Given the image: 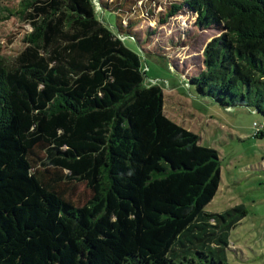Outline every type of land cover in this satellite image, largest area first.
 Segmentation results:
<instances>
[{
	"label": "trees",
	"instance_id": "1",
	"mask_svg": "<svg viewBox=\"0 0 264 264\" xmlns=\"http://www.w3.org/2000/svg\"><path fill=\"white\" fill-rule=\"evenodd\" d=\"M181 2L170 13L221 30L190 86L264 117V0ZM95 8L22 0L27 45L14 63L0 54V264H229L244 207L204 210L217 149L163 113L161 86ZM81 181L92 196L76 205L65 184Z\"/></svg>",
	"mask_w": 264,
	"mask_h": 264
},
{
	"label": "rangeland",
	"instance_id": "2",
	"mask_svg": "<svg viewBox=\"0 0 264 264\" xmlns=\"http://www.w3.org/2000/svg\"><path fill=\"white\" fill-rule=\"evenodd\" d=\"M21 1L0 0V54L9 63L25 48L24 37L32 29L29 20L17 12ZM94 3L100 20L138 52L143 83L161 86L163 113L196 133L199 144L217 149L221 181L204 210L221 213L236 205L244 207L240 221L228 232L227 262L264 264V117L245 105L221 106L212 97L197 94L189 84V78L204 69L206 43L221 30L200 27L186 5L170 13L181 0ZM65 187L66 196L76 205L92 196L85 182Z\"/></svg>",
	"mask_w": 264,
	"mask_h": 264
},
{
	"label": "crops",
	"instance_id": "3",
	"mask_svg": "<svg viewBox=\"0 0 264 264\" xmlns=\"http://www.w3.org/2000/svg\"><path fill=\"white\" fill-rule=\"evenodd\" d=\"M252 112H253V113H256V114H254V115H257V114H259V113H257V112H256V110H253Z\"/></svg>",
	"mask_w": 264,
	"mask_h": 264
},
{
	"label": "built area",
	"instance_id": "4",
	"mask_svg": "<svg viewBox=\"0 0 264 264\" xmlns=\"http://www.w3.org/2000/svg\"><path fill=\"white\" fill-rule=\"evenodd\" d=\"M255 125H258V124H255ZM263 126H264V123H263ZM259 129H257L256 131H258Z\"/></svg>",
	"mask_w": 264,
	"mask_h": 264
}]
</instances>
